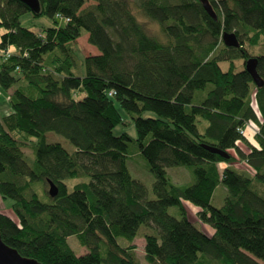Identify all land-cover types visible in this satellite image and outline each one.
I'll list each match as a JSON object with an SVG mask.
<instances>
[{
  "label": "trees",
  "instance_id": "trees-1",
  "mask_svg": "<svg viewBox=\"0 0 264 264\" xmlns=\"http://www.w3.org/2000/svg\"><path fill=\"white\" fill-rule=\"evenodd\" d=\"M87 1L95 5L84 8ZM38 2L33 12L24 1L0 0V90L9 104L0 116V197L14 214L0 211L2 241L39 264H141L134 241L148 228V264L264 263V86L245 69L256 58L264 81V0H209L216 20L198 0ZM133 10L167 41L149 35ZM26 14L53 26L36 33L21 25ZM84 32L98 54L82 60V71L73 48ZM226 33L240 48L224 45ZM130 123L135 138L114 134ZM249 124L255 144L245 135ZM47 133L75 150L47 143ZM132 143L154 176V200L128 169ZM236 161L248 170L220 171ZM173 167L191 169L194 182L174 183ZM220 185L227 196L215 208ZM183 202L200 209L212 236L189 221ZM70 237L87 253L77 256Z\"/></svg>",
  "mask_w": 264,
  "mask_h": 264
},
{
  "label": "rangeland",
  "instance_id": "rangeland-1",
  "mask_svg": "<svg viewBox=\"0 0 264 264\" xmlns=\"http://www.w3.org/2000/svg\"><path fill=\"white\" fill-rule=\"evenodd\" d=\"M92 5H95V3L92 1H87L84 8H88ZM133 12H134L135 16L137 17V19L139 20V22L144 26V28L146 29V31L149 35L155 36L163 42L167 41V38L162 34L160 26L156 22H152V21L144 18L139 12H137V10H133ZM20 22H21V25L23 27L31 29L32 31H34L36 33H41L44 29L50 28L53 26V23L49 18H47V17L38 18V17H34L32 14L24 15L21 18ZM4 32L5 31H3V30L0 32V41H1V35ZM73 50L76 52L77 59H78L77 63H78V66L82 67L81 68L82 71H85L84 66L82 64V60L86 56L98 54L97 49L89 44L88 34L85 32L83 33V36L80 37L75 42ZM261 51H262V49L259 50V52H261ZM236 65H237V68L239 71L242 68V61L241 60L236 61ZM220 67L223 71H227L228 63L222 62V63H220ZM5 94H6L5 92L0 90V96H1V98H0V116L7 114L8 113L7 110L9 109V104L7 102V95L5 96ZM119 112H120L121 116L123 118H126L127 121L129 122V118L126 115V113L123 112L121 109H119ZM143 117L144 118H156V115L154 113L147 112V113L143 114ZM123 132L128 133L132 138L136 137L135 130H134V127L132 124L129 126V128L128 127L125 128L123 126H118L114 130V134L117 136ZM46 142L47 143H59L64 147V149H66L70 153H72L75 150L74 147L72 146V144L68 140H66L64 137L57 135L55 133H47L46 134ZM23 152L26 156L29 157L28 158L29 161L33 160L34 156L32 155L31 150L24 149ZM231 154L234 155V153L232 151H231ZM236 163L238 164L237 166L239 168H241L240 162L236 161ZM226 164H227V167H229V168L233 167V165H234L233 163H231V164L226 163ZM127 166H128V169H129L132 177L135 180L140 181L146 187V189L148 191V199L154 200L155 196H154L153 191H152V186L154 183V176L150 172L146 160L144 159V157L141 155V153L137 149L135 143L130 144V154H129V157L127 160ZM167 172H168L171 180L174 183H178V185H191L194 182L192 170L189 168L173 167V168H169L167 170ZM86 181H88V180H86ZM77 183H78V180H76V179H72V180L67 181V185L69 186L70 191H72V188ZM47 190H48V188H47ZM226 196H227L226 188L224 186L220 185L214 193V196L212 199V206L215 208H221L224 205ZM11 205H12L11 200H3L0 197V211H2L5 215L14 218V214L11 210ZM184 208L187 212V217H188L189 221L191 223H193L204 234L212 236V235H210V233L208 232V229H207L208 227H210V225L205 223L199 217L200 209L198 207H196L195 205H193L192 203H189V202H185ZM169 214L171 216L177 218V219H181V214H180L178 207L170 208ZM153 232L154 231L151 229L144 228L142 230V232L140 233L141 234L140 237L134 241V244L136 246L135 254H136V257L140 261L141 264H148L146 259H145V252H144L145 242H144L143 235L148 234V233H153ZM68 244L70 245L71 249L75 252V254L77 256H81V255H84L87 253L86 249L80 246V244L78 243V241L75 237L68 238ZM260 263L264 264L263 262H260ZM212 264H216V263H212Z\"/></svg>",
  "mask_w": 264,
  "mask_h": 264
},
{
  "label": "water",
  "instance_id": "water-1",
  "mask_svg": "<svg viewBox=\"0 0 264 264\" xmlns=\"http://www.w3.org/2000/svg\"><path fill=\"white\" fill-rule=\"evenodd\" d=\"M27 3L30 9L33 12H38L40 9L38 0H21ZM199 3L202 5L203 9L206 13L213 18L214 20L217 19V15L213 10L209 0H198ZM223 43L226 47L229 48H240V43L234 34H224L223 35ZM258 60L256 58H250L246 61L245 69L248 74L252 77L254 84L261 88L264 86V81L260 77L257 71ZM208 150L212 153L218 154L223 158H228L229 156L226 153L220 152L213 148H208ZM49 196L51 198H55L58 195V189L52 183H49ZM0 264H39L36 260L22 257L15 249L7 246L1 239L0 236Z\"/></svg>",
  "mask_w": 264,
  "mask_h": 264
},
{
  "label": "crops",
  "instance_id": "crops-1",
  "mask_svg": "<svg viewBox=\"0 0 264 264\" xmlns=\"http://www.w3.org/2000/svg\"><path fill=\"white\" fill-rule=\"evenodd\" d=\"M6 95H8V94H5V96ZM0 98H1V96H0ZM252 106L255 109V111L258 112V109H257L256 103L254 101V98L252 100ZM256 130H257V128L255 126H253V125H250V124L247 126V129H246V138L253 144H255V142H254V136L255 135L254 134H256V132H257ZM238 162H240L241 168H239L237 166L238 164L236 162L233 163L234 164L233 165L234 168L241 169V170H248L247 165L243 161H238ZM226 168H227V164H225V163H222V164L219 165L220 171H223ZM176 184L178 185V183H176ZM183 205L185 206V202H183ZM207 229H208V232L210 233V235H212L213 232H214L213 229L211 227H208Z\"/></svg>",
  "mask_w": 264,
  "mask_h": 264
},
{
  "label": "built area",
  "instance_id": "built-area-1",
  "mask_svg": "<svg viewBox=\"0 0 264 264\" xmlns=\"http://www.w3.org/2000/svg\"><path fill=\"white\" fill-rule=\"evenodd\" d=\"M58 18H59V16H58ZM11 53L12 52L10 49L2 51V55L4 56V58H8L11 55Z\"/></svg>",
  "mask_w": 264,
  "mask_h": 264
},
{
  "label": "bare ground",
  "instance_id": "bare-ground-1",
  "mask_svg": "<svg viewBox=\"0 0 264 264\" xmlns=\"http://www.w3.org/2000/svg\"><path fill=\"white\" fill-rule=\"evenodd\" d=\"M245 135H246V133H245ZM254 135H255V134H254ZM254 135H253V136H254Z\"/></svg>",
  "mask_w": 264,
  "mask_h": 264
}]
</instances>
